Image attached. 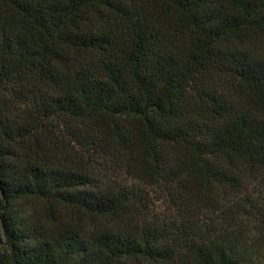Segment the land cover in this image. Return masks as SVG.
Masks as SVG:
<instances>
[{"label": "trees", "instance_id": "trees-1", "mask_svg": "<svg viewBox=\"0 0 264 264\" xmlns=\"http://www.w3.org/2000/svg\"><path fill=\"white\" fill-rule=\"evenodd\" d=\"M0 264H264V0H0Z\"/></svg>", "mask_w": 264, "mask_h": 264}]
</instances>
